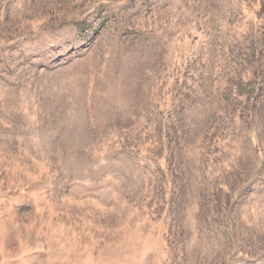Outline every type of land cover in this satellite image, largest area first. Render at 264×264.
I'll return each instance as SVG.
<instances>
[{
    "label": "rangeland",
    "instance_id": "374dc122",
    "mask_svg": "<svg viewBox=\"0 0 264 264\" xmlns=\"http://www.w3.org/2000/svg\"><path fill=\"white\" fill-rule=\"evenodd\" d=\"M0 264H264V0H0Z\"/></svg>",
    "mask_w": 264,
    "mask_h": 264
}]
</instances>
